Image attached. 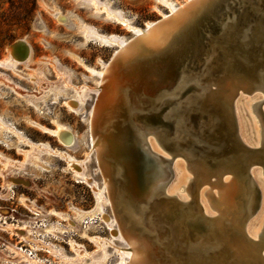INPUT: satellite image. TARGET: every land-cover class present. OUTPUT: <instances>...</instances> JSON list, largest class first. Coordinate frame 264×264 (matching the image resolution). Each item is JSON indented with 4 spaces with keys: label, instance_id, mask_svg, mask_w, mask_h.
Returning a JSON list of instances; mask_svg holds the SVG:
<instances>
[{
    "label": "rangeland",
    "instance_id": "rangeland-1",
    "mask_svg": "<svg viewBox=\"0 0 264 264\" xmlns=\"http://www.w3.org/2000/svg\"><path fill=\"white\" fill-rule=\"evenodd\" d=\"M164 1L178 6L184 0ZM164 4L162 0H0V78L5 81L0 83V122L5 125L0 127V264H125L127 258L119 251L128 246L117 236L113 210L104 200L98 202L103 176L90 140L91 114L108 85L107 75L100 78L98 73L134 38L123 22L144 30L146 23L169 14ZM56 11L66 16V24H58ZM96 34L111 41L102 42ZM19 40L31 46L29 63L13 64L8 55L7 49ZM142 74L128 75L135 91L143 86L138 81ZM261 98L242 93L235 102L240 136L252 145L261 138L264 105L259 117L250 105ZM57 125L73 134L71 147L44 134L43 128L54 130ZM12 130L35 145L63 151L78 162V173L64 158L31 149ZM26 150L31 151L29 155L24 154ZM4 160L17 165L6 166ZM179 160H175L166 191L189 201L192 189L184 188L193 174ZM257 174L253 177L262 196L260 206L244 226L252 236L262 227L264 217V177ZM207 183L200 184L194 194L199 197L204 189L199 204L203 209L211 207L205 211L213 217L218 211L209 201L220 198L222 185ZM208 190L211 197L205 195ZM90 237L100 238V244Z\"/></svg>",
    "mask_w": 264,
    "mask_h": 264
},
{
    "label": "water",
    "instance_id": "water-1",
    "mask_svg": "<svg viewBox=\"0 0 264 264\" xmlns=\"http://www.w3.org/2000/svg\"><path fill=\"white\" fill-rule=\"evenodd\" d=\"M121 67L143 73V86L135 91L129 81L119 87L128 108L113 110L97 161L124 238L150 243L146 264H264V228L255 240L244 227L261 198L253 174L264 177V125L258 146L249 147L240 139L234 111L241 93L262 95L251 108L256 117L263 111L264 0H217L193 17L173 45L140 52ZM227 80L237 84L230 97L220 91ZM177 95L182 104L167 111L168 98ZM103 103L94 107L100 117L112 106ZM170 114L183 121L175 125ZM149 136L165 155L151 150ZM178 158L194 176L189 201L166 191ZM160 167L166 176L156 184ZM226 175L247 183L250 200L244 211L222 207L207 216L194 192L200 182L218 185Z\"/></svg>",
    "mask_w": 264,
    "mask_h": 264
},
{
    "label": "bare ground",
    "instance_id": "bare-ground-1",
    "mask_svg": "<svg viewBox=\"0 0 264 264\" xmlns=\"http://www.w3.org/2000/svg\"><path fill=\"white\" fill-rule=\"evenodd\" d=\"M162 1L166 5H168V7H169V14L163 15L162 20H161L162 22L158 21V22H154V23H146V27L144 30L137 29V28L132 27L129 24L123 22L124 26L131 33H133V36L136 37L137 39L136 40H133V39L129 40L127 43L125 42L119 48L120 50L118 52L116 51L114 54V56L118 55V57H119L118 60H116V61L111 60L110 64L108 66L106 65L107 69H104V71H101L98 73L99 74L98 76H100V78L104 74L107 75L106 77L108 80V85H107L106 89H104V92L102 93L100 98L98 99V102H100V100H101L102 102H104L103 103L104 105L112 104V106L108 107V111L106 114H104V116L100 117L98 115V112H96V108H93V111L91 114V121H90V123H91V126H90L91 136H90V140L92 143V150H94L96 152V155H98V153L100 151V146H101V139L100 138H103V136H104L103 132L106 131V129L107 130L109 129L111 114L114 112L113 110H115V108L116 109L120 108V106L128 108L127 99H126L125 95L123 94V92H119V87L122 84L124 85L125 83L129 82L128 78H130V77L128 75H130L131 73L124 71L121 67L122 64L130 62L140 52H142L144 54L160 53V52L164 51L165 49H167L169 46L173 45L175 43L176 37L190 23V21L193 19V17L196 16L197 14L205 11L207 8L211 7L213 4L216 3L217 0H184L183 3L178 5V6H172V5L170 6L164 0H162ZM93 3H94V1H93ZM105 11H107V10H105ZM55 14H56L55 17H56L58 24H62V25L66 24V16H63L58 11H56ZM53 34H54V32L51 31V35H53ZM96 37L98 39H100L102 42L108 43L111 41V39L106 37V36H101V35L96 34ZM7 52H8V55H9L11 61L13 62V64L29 63L31 53H32L31 46L28 43H25L23 40H19L13 46H10L7 49ZM78 63L81 66H83L89 73L95 74V72H96L95 70H93L90 67H87L80 60H78ZM105 71H106V73H105ZM102 79L104 80V77ZM1 82H5V81H3V79L0 78V83ZM131 83H133V82H129V84H131ZM100 84L101 83L99 82L98 86ZM190 86H193V85H190ZM236 86H237V84L234 81L227 80L221 86L220 91L223 92L224 95L230 97L232 94V91L234 90V88ZM192 89H194V88H192ZM240 95H242V93ZM182 101H183V99L181 98L180 95L169 97L167 100V103H166V105H167L166 110L168 111V110H171L174 106L181 105ZM236 102L238 103V101H236ZM236 108L237 107H235V109ZM127 111L129 112V110H127ZM254 113H256V112L254 111ZM132 115H134V114L132 113ZM236 115H237V113H236ZM167 119L172 121L176 125L177 123H180L183 121V116L181 115V116L177 117V116H173L172 114H170V115H168ZM4 126L5 125L2 122H0V127L4 128ZM43 130H44V134L55 137L57 139V141L65 148L71 147V145L74 142L73 134L63 126L57 125V128L54 130H50L47 128H43ZM95 130H96V134L94 135ZM12 133L16 137H18L25 145L30 146L31 149H35V148L36 149H44V150L50 152L52 155L56 154V155L64 158V160H66V162H67L68 167L75 174L78 173L76 170V167H75L78 164V162L72 158L67 157L63 151H59V150H55V149H51V148H47V147L44 148L42 145H35L32 142H30L29 140H27L26 138L19 136V134L15 130H12ZM239 136H240V133H239ZM240 139L243 141L244 144H246L249 147H257L259 144V142L256 144H253V145L248 144L241 136H240ZM151 141H149V145H150L151 150L158 153L157 148H156L157 144H155V141H154V143H152L153 141L152 142ZM256 141H258V140H256ZM158 149H160V148H158ZM30 152H31L30 150H26V151H24V154L29 155ZM96 158H97V156H96ZM24 160H25V158H24ZM14 162L13 161L9 162V161L4 160V165L7 166L8 164H12V166L13 165L16 166L17 163H14ZM174 163H176V162H174ZM178 164H179L178 168L180 169L181 164L180 163H178ZM173 167H176V164ZM185 169H187V168H185ZM180 171H181V169L179 170V172ZM101 174H102V172H101ZM102 176H103V174H102ZM165 176H166V173H165V171L162 170L161 167L157 170L155 169L154 182L156 184H158L159 182H161L165 178ZM253 176H254V174H253ZM227 178H228V180H227ZM193 179H194V176L192 179H190V178L188 179V184L184 188V190H186V191L189 190V188H188V186L190 184L189 181L193 180ZM224 179H226L227 182L225 181V183H224L222 181V183H219L218 185L213 184L216 187L220 186V184L222 185L221 186L222 187L221 188V196H220V198L217 199V197H216V199H215V202L218 203L216 205V208L209 201L210 205L212 206L213 209H216L217 211H218L217 208H222V207L224 209H227L229 207H233L239 211H244L246 208V205H245L246 202L245 201L248 199L250 200V189H249L247 183L244 182L241 177L231 180V177L229 176V177L223 178V180ZM261 182H262V180H261ZM200 184L203 185L201 182H200ZM191 187L193 188V186H191ZM262 191H264V190H262ZM200 192H201V189H200ZM203 192H204V189H203ZM97 193H98V202H101L104 200V202H106L108 205H110L111 208L113 207L111 199H110V193L108 190V183H107V180L104 176H103V189L98 190ZM202 193L201 194L199 193L200 196L203 195ZM195 194H197V193H195ZM176 195H178V194H176ZM205 195H210V197L212 196L209 190L205 193ZM179 197L180 196H178V198ZM201 199H202V197L199 200H201ZM205 199L207 200V197ZM213 200H214V198H213ZM207 204H208V200H207ZM202 205H204V204H202ZM210 205H209V207H210ZM261 206H262V203H261ZM205 207L207 208V206H205ZM262 207L260 209L263 210L264 207L263 208ZM206 208H204V209L202 208V210H203L205 215L207 214V216H210L211 214H208V212H210V211L206 212L205 211ZM208 209H211V207ZM208 209H206V210H208ZM258 211H260V210H258ZM215 213H214V215H215ZM255 215H257V214H255ZM251 218H252V216H251ZM114 219H115L116 224L118 226L117 227V236L120 238L121 241H125L127 243V246H128V248H125V250L119 251L121 254L125 255L127 258L125 261V264H146L148 259H150V255L152 252L151 247H150V243L147 242L145 239H143L140 236H131L128 240H126L123 236V233H122L119 225H118V221H117L116 216H114ZM247 221H248V219H247ZM247 221H246V223H247ZM245 225L247 227V224H245ZM263 228H264V217L262 219V227L260 228V230H258L257 233L255 232V234L253 236L250 235V233H247V232L246 233L250 238L256 240V239H258V236L262 232ZM90 239L97 245H99L101 242V239L98 237H93V238L90 237Z\"/></svg>",
    "mask_w": 264,
    "mask_h": 264
},
{
    "label": "flooded vegetation",
    "instance_id": "flooded-vegetation-1",
    "mask_svg": "<svg viewBox=\"0 0 264 264\" xmlns=\"http://www.w3.org/2000/svg\"><path fill=\"white\" fill-rule=\"evenodd\" d=\"M250 217V216H249ZM249 217H248V219H249Z\"/></svg>",
    "mask_w": 264,
    "mask_h": 264
}]
</instances>
